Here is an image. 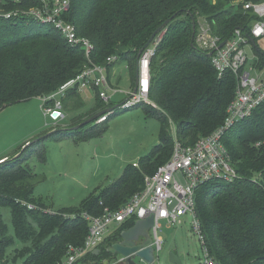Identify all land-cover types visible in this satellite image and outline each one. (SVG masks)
<instances>
[{"label":"trees","instance_id":"obj_1","mask_svg":"<svg viewBox=\"0 0 264 264\" xmlns=\"http://www.w3.org/2000/svg\"><path fill=\"white\" fill-rule=\"evenodd\" d=\"M262 1L71 0L67 20L77 27L80 37L93 43L90 58L107 71L121 60L135 65L152 34L175 17L156 38L160 44L151 64L150 100L155 107L148 106L146 114L160 123L159 143L140 159L139 168L128 165L118 179L91 193L79 206L51 215L43 213L47 205L37 200L39 177L25 164L43 140L29 145L21 157L0 165V264H62L69 246L85 243L89 227L83 214L101 216L106 209H120L144 188L145 177L171 158L172 125L177 139L190 146L224 123L237 79L232 72L218 77L211 58L196 45L192 17L197 25L199 18L207 20L213 34L225 41L236 29L246 30L255 22L256 16L244 5ZM33 5L0 0L1 15ZM1 15L0 112L33 99H46L44 109L53 107L55 101L47 99L87 65L84 50L71 48L52 27L29 17L5 19ZM114 56L117 61L108 65L107 59ZM259 57L258 68L263 70L264 53ZM59 97L64 108V96ZM105 109L108 107L98 98L88 119ZM119 109L121 106L116 111ZM87 127L93 129L86 140L102 135L98 126ZM83 130L87 128L51 137ZM224 142L238 177L232 183L215 179L201 186L196 195L197 218L218 264H264V103L251 117L238 122ZM28 203H34L36 209L29 210ZM3 207L11 212L16 240L22 244L18 250H14L16 240L9 234ZM134 224L131 220L118 228L99 247L100 254L91 253L85 264H110L114 257L107 249Z\"/></svg>","mask_w":264,"mask_h":264},{"label":"built area","instance_id":"obj_2","mask_svg":"<svg viewBox=\"0 0 264 264\" xmlns=\"http://www.w3.org/2000/svg\"><path fill=\"white\" fill-rule=\"evenodd\" d=\"M4 1L19 6L35 5L28 6L26 9L25 7L18 8L2 15L3 11L0 10L3 18L11 19L21 15L29 17L40 24L52 27L62 35L71 48L79 47L85 52L88 63L84 70L47 99H53L55 103L53 107L44 109L46 116L51 117L54 112H59L60 116L52 120L57 122L64 118L63 103L58 97L65 96L68 90L91 89L106 106L110 104L113 95L123 92L111 88L107 68L94 64L90 58L95 49L93 43L87 38L80 37L77 27L67 20L71 10V0ZM244 9L256 16L255 22L246 30L236 29L223 47L220 48V45L224 41L213 34L210 23L203 18L199 19L195 34L198 48L207 54L212 53L210 58L218 77L222 78L227 72H232L237 79L235 97L227 108L224 123L210 135L199 139L194 145L185 146L175 136L171 158L153 175H147L144 188L120 209L114 211L106 209L101 216L83 214L89 227L85 243L80 247L69 246L62 264H85L89 255L99 249L105 240L123 224L131 220L137 222L150 217L154 218V226L150 233L158 263V255L164 244L162 237L159 236L160 222L165 221L175 226L181 218L186 216L192 217L194 232L202 246L203 257L200 264H218L210 255L201 223L197 218V191L201 186L215 179L228 183L237 179L238 176L231 164L230 153L224 138L238 122L251 117L254 111L264 103V80L260 75L252 77L251 72L246 70L249 62L247 46L252 47L256 41L264 39V1L247 3ZM159 44L160 39H155L141 55L138 64L137 94L133 93V89L126 92L127 99L121 105V109L128 110L139 104H149L155 107L150 100L151 64ZM115 61L117 57H110L107 59V64ZM255 70L259 72L257 68ZM110 114L109 112L103 115L95 123L104 124ZM28 209L34 210L36 206L28 205ZM43 213L55 214L54 211L48 209L43 210ZM114 225L116 227L112 228ZM119 258L118 264H123L125 259Z\"/></svg>","mask_w":264,"mask_h":264},{"label":"rangeland","instance_id":"obj_3","mask_svg":"<svg viewBox=\"0 0 264 264\" xmlns=\"http://www.w3.org/2000/svg\"><path fill=\"white\" fill-rule=\"evenodd\" d=\"M257 45V48L264 52V39L259 40ZM246 51L249 57L246 70L251 72L252 77L261 75L255 70L254 52L256 50L254 46H247ZM127 63L129 62L121 60L115 64L123 78L128 75L125 70ZM261 78L264 80V72ZM123 86L124 88L129 87L126 82ZM89 90L91 89L83 92L91 97L88 102L90 104H86L84 108L86 112L93 110L92 99H95V93ZM118 97L126 99V96L118 95L114 97L115 102L118 101ZM148 106L150 105L139 104L125 111L120 110L116 115L111 116L106 124L98 127L102 135L91 138L103 141L99 154L80 153L71 166L66 167V171L64 170L65 162L55 160L47 163L40 154H37L38 151L34 152L25 164L41 176L37 184V200H42L55 209L77 207L98 186H108L115 178L121 176L127 165L138 163L140 158L148 154L159 143L160 123L156 118L146 114ZM43 107V99H33L10 105L0 112V157L8 156L7 160L16 159L22 152L24 154L22 145L26 140L29 139L30 143H34L53 132H50L52 130L51 120L46 116ZM151 107L154 106L151 105ZM93 125L97 124L93 123ZM86 128L87 133L93 129V127ZM40 131L50 133L43 134V136ZM60 132L63 130L57 133ZM170 133L175 137L176 131L173 125ZM7 160L0 161V164ZM28 205L35 206L34 203H28ZM52 211L60 213L58 210ZM2 214L9 228V234L16 240L10 210L3 207ZM114 227L116 225L112 228ZM159 236L162 237L164 244L158 255V264H170L169 258L172 253L181 257L183 264H200L203 251L194 232L191 216L181 218L175 226L161 221ZM21 246L22 244L16 240L14 250L20 249ZM119 259V257H114L110 264H118Z\"/></svg>","mask_w":264,"mask_h":264},{"label":"crops","instance_id":"obj_4","mask_svg":"<svg viewBox=\"0 0 264 264\" xmlns=\"http://www.w3.org/2000/svg\"><path fill=\"white\" fill-rule=\"evenodd\" d=\"M258 41H256V44L254 43L255 45L253 44L252 47L254 46V49L256 50L254 52L256 68L259 71L258 73L261 74L260 76L262 77V73L264 72V69L263 70L259 69L258 65L260 62L259 54H263L264 52L257 48L258 47V45H257ZM125 70H126V72H128V75L126 76V78H123L119 74V69L115 65L111 66L110 69L107 71V75H108V79H109V83H110L111 88H113L115 90L123 91V92H118L117 94L112 96L111 102L107 106L108 109L110 110V113L112 111L116 112V114L118 113V111H116V110L127 99V95L125 93L130 91L133 88L132 85H134V80H135L136 64L131 65L130 63H127V65L125 66ZM124 82H126V84L129 86L128 88H124V86H123ZM89 91L96 94L95 91H92V90H89ZM83 92L84 91H75L73 89L68 90L66 92V96L63 97V100H65V104H64V108L62 109V112L64 114V118L55 122L52 120V117L48 116L49 119L51 120L50 125L52 128V130L50 132H52V131L53 132H52V134H49V136L45 137L44 138L45 140L43 139L42 144H40V146L37 149H35V153L38 151L37 154H40L41 157L44 159V161H46L47 163L53 162L55 160L65 162V164H66V166L64 167L65 171H66V167L71 166V164L76 160L75 158L78 157L80 155V153H85V155H87L89 152H90V154L93 152L99 154L100 148H101V146H103L102 140H99V139L86 140V137L88 136L87 135L88 133L86 130H85V132L83 130L79 134L74 133L72 135H66V136L59 135V136L51 137L54 133H57L61 130H63V131L64 130L65 131H72V130L78 131V130H74V129L76 127L80 126L81 124H83L85 121H87L88 116L91 115V113H93L95 111V108L98 104L97 94L96 95L94 94L95 99H92L93 103L91 102L93 104V106H92L93 110L86 112V110L84 108H85L86 104H90L88 102H90L91 97L89 96V94L87 92H85V93H87L86 95ZM118 95H124V96H126V99L123 100V98L118 97V99H117L118 101L115 102L116 98H114V97H116ZM112 113L109 115L107 122L110 120L111 116L116 115L115 113L114 114H112ZM79 120H82V121L79 122ZM107 122H105L104 124H106ZM104 124H100V125H96V126L100 127ZM42 132L43 131H40V133H42ZM50 132H45V133H42L41 135H43V134L46 135L47 133H50ZM32 137H34V136H32ZM29 143H30V140L29 139L26 140V142L22 145V148H24ZM85 155H83V156H85ZM145 155H147V154H145ZM7 158H8V156H3V157H0V160H2V159L7 160ZM139 162H140V160H139ZM139 162L138 163L136 162L132 165H138L137 168H139ZM30 169L41 180V176L39 174H37L31 167H30ZM118 178H115L113 181H115ZM104 187H106V186H104ZM104 187L98 186L95 191H97V189H99V188H104ZM36 190H37V186H36ZM95 191H93V192H95ZM37 195L38 194L36 193V196ZM45 204L47 205L46 208L48 210L60 211L62 209V208L55 209L52 206H50L48 203H45Z\"/></svg>","mask_w":264,"mask_h":264},{"label":"water","instance_id":"obj_5","mask_svg":"<svg viewBox=\"0 0 264 264\" xmlns=\"http://www.w3.org/2000/svg\"><path fill=\"white\" fill-rule=\"evenodd\" d=\"M175 17H172L168 19L165 23H163L151 36V38L148 40L146 45L139 51L137 58H136V74H135V80H134V88H133V93L137 94L138 91V86H139V68L138 64L141 58V55L143 52L148 49L155 39L161 35L166 27L169 25V23L174 19ZM192 22H193V36L195 37L196 34V25L197 22L195 21L194 17H192ZM225 40L224 42L221 43L220 48L223 47L226 44ZM211 54H208V57H211ZM109 109H105L96 115H94L92 118L88 119L85 121L83 124L80 126L76 127L74 130H79L83 127H86L90 124L95 123L100 117L103 115L109 113ZM60 116L59 112H54L52 115L53 119H56ZM52 134V133H51ZM49 135L44 136L42 139L43 140L45 137ZM39 141V140H38ZM32 143H29L26 145L23 149L24 152L26 148L31 145ZM21 154L17 156V158L21 157ZM16 158V159H17ZM5 162L1 163L0 165L4 164ZM154 226V218L150 217L144 220H139L135 222L134 226L124 230L120 234V239L111 245L108 249L107 252L110 253L114 257H122L125 259L123 264H158L156 261V255H155V250L153 248V238L151 236L150 230ZM101 252L100 249H97L94 251V255H99ZM170 264H183L181 257L177 256L176 254L172 253L170 254L169 258ZM108 264V262H106Z\"/></svg>","mask_w":264,"mask_h":264}]
</instances>
